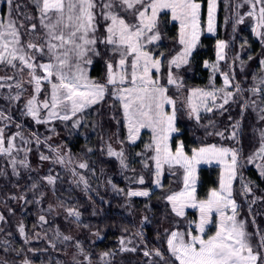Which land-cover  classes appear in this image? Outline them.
<instances>
[{"label":"snow or ice","instance_id":"6c2138e0","mask_svg":"<svg viewBox=\"0 0 264 264\" xmlns=\"http://www.w3.org/2000/svg\"><path fill=\"white\" fill-rule=\"evenodd\" d=\"M6 5V17L0 16V66L11 69L12 74L0 76V89L8 90L3 98L9 105L22 99L27 91V84L31 86L32 93L21 110L25 116L36 124L60 120L73 121V127H79L81 120L77 118L78 114L100 104L106 94H110L122 109L127 141L134 143L139 138L141 129H150L152 132L151 142L145 147L154 152L151 157L155 164L154 185L162 187L161 176L165 165L174 176V166L183 170V187L180 191L166 195L164 199L170 204L176 217L186 218V209L194 208L199 212L198 220L188 221L185 230L178 227L164 230L169 258L159 248L146 249L143 255L158 257L164 264H264V233L257 231L259 241L254 246L251 242L253 234L247 231L245 221L238 219L239 205L233 196V181L238 176L242 181V191L245 194L252 192L250 184L243 182V176L239 173L241 149L238 146L207 144L193 148L189 155L185 152L182 141L178 142L175 151L169 144L172 134L179 133L180 129L177 127L176 100L168 94V86L174 85L177 90L184 87L182 78L175 75V70L190 65L199 45L202 34L200 0H27V3L6 0ZM245 5L248 11L241 14L239 9ZM30 7L34 8V13L29 11ZM235 9L233 30L235 31V25L244 24L247 17L253 22L252 33L264 44V0H239ZM216 10L217 0H207L208 33L216 32ZM169 13L171 21L179 25L177 43L181 46L170 58L163 51L157 54L150 47H158V42L164 39L160 17ZM246 44L247 41L241 48ZM101 46L111 56L105 61L104 83L90 78L86 71V66L93 63L92 57L103 55ZM227 46L228 42L217 40L216 62H204L205 67L212 68L213 76L219 72V61L226 59ZM248 59L251 60L252 57L249 56ZM240 63L243 68L244 61ZM260 65L264 69V59L260 60ZM165 66L166 83H161V70ZM220 75L223 77V86L220 88L213 86L211 90H188L186 109L189 118L199 122L201 111L212 113L219 110L223 113L227 111L226 106L237 102L236 98L239 96L241 117L251 108L257 113L258 119L264 122V75L254 76L257 83L248 89L235 81L234 73L220 72ZM244 92H250L257 99L245 98ZM41 94L44 95L43 99H40ZM166 106H171V111ZM229 120L232 121V118L229 117ZM0 121L4 122L0 126V155L8 159L12 175L18 177L19 168H30L28 154L31 151V140L26 139L22 131L6 134L10 124H14L17 129L22 127L14 122L10 111L6 114L5 110L0 109ZM209 125L214 127V122L210 120ZM229 127L230 132L217 131L214 134L239 145L241 120L230 123ZM259 132V147L248 156L247 163L252 164L259 159L261 162L256 167L264 177V128ZM211 134L213 133H209ZM32 136L37 145L42 143L38 134L32 133ZM17 138L24 147L17 145ZM106 149L108 156L116 157L122 168H128L122 149L116 151L110 143L106 145ZM54 151L57 153L54 163L65 164V155L60 154L58 149ZM21 152L23 158H18ZM39 158L41 161L50 160L44 154H40ZM213 162L221 168L219 187L211 189L207 199H198L197 168L201 164ZM144 166L148 167L147 162ZM87 167L86 163L79 164L81 169ZM73 171L75 174V170ZM0 175H6L3 169H0ZM43 179L47 184L54 185L58 177L49 174ZM79 182H83L85 188L88 187L83 176H80ZM137 182L144 184V177L140 176ZM112 187L118 192L124 191L116 189L115 184ZM37 189L38 184L33 182L28 190L34 192ZM43 195L41 193L40 198L35 200H28L25 194L12 196L11 199L24 201L26 204H39ZM126 195L149 197L150 191L129 189ZM51 210L52 206L49 205V211ZM66 212L77 221L81 215L75 208H67ZM147 219L144 218L145 221ZM0 221L6 222L2 213ZM38 223L43 226L49 221L45 215H40ZM212 224L215 232L209 235L206 229ZM0 231L3 229L0 228ZM18 232L27 244L29 238L22 222L18 225ZM95 235L99 237V232ZM136 235L142 237L143 233L137 232ZM37 236L39 238V234ZM55 240L69 241L72 237L62 235L57 229L54 239L50 241L53 248L56 247ZM119 243L121 252L137 250L135 247L128 248L126 245L131 241L124 237L120 238ZM4 244L7 245L8 241H4ZM76 247L83 252L78 241ZM17 251L19 254L23 249ZM112 255L111 251L103 252L102 264H111L108 258ZM73 259L74 264H82L75 257ZM85 259L91 264L88 256ZM0 264H7V261H0ZM22 264H32V261L25 258Z\"/></svg>","mask_w":264,"mask_h":264},{"label":"trees","instance_id":"16d2710c","mask_svg":"<svg viewBox=\"0 0 264 264\" xmlns=\"http://www.w3.org/2000/svg\"><path fill=\"white\" fill-rule=\"evenodd\" d=\"M206 1L200 0L203 7ZM224 1L225 6L223 0H218L220 11L216 34L208 35L202 31L190 65L175 70V75L182 78L184 87L177 90L174 85L168 86V94L176 100L177 127L180 129L179 134L173 137L172 144L182 141L188 154H191L193 148L207 144L238 146L241 149L239 173L243 176V182L250 184L252 192L245 194L242 191V181L238 176L233 181V196L239 205L238 219L245 221L247 231L253 234L251 242L255 246L259 241L257 231L264 233V177L256 172L252 164L247 163V158L259 147V130L264 128V122L258 119L257 113L251 108L241 117L239 96L236 98L237 102L226 106L227 111L223 113L219 110L201 113L199 122L189 118L182 101V96H186L189 89L222 87L220 72L234 73L235 81H239L245 89L257 83L253 79L254 76L263 75L260 60L264 59V44H261L259 38L251 33L252 21L246 17L245 23L235 25L234 31L235 5L239 0ZM20 2L27 3V0ZM6 7V0H0L1 13L5 12ZM246 9L247 5L241 7L239 11L243 13ZM29 11L34 13V8L30 7ZM222 15L225 16L223 20ZM160 20L164 39L158 42V47H150L157 54L163 51L170 58L181 47L177 43L178 26L170 21L168 14H162ZM217 40L228 42V46L225 49L226 59L219 61V72L213 76V70L205 67L204 62L214 63ZM245 41L247 44L241 48ZM100 50L103 55L92 57L93 63L86 67L89 68L88 72L92 79L104 83L105 61L111 56L103 46ZM249 56L252 57L251 60L248 59ZM240 61H244L243 68ZM11 74V69L0 66V76ZM166 78L165 66L161 70V83H166ZM24 79H27L26 73ZM25 88L27 91L22 99L12 105L3 98L8 90L0 89V109L5 110L6 114L10 111L14 122L22 125L17 129L14 124H10L6 134L22 131L25 138L31 140L29 145L31 151L28 154L30 168H19L18 177L12 175L8 159L0 155V169L6 173L0 175V213L6 220V222L0 221V228L3 229L0 231V261H7V264H22V261L28 258L32 264H57V262L74 264L75 257V260L81 261L82 264H89V260L85 259V256H88L91 264H102L101 254L111 251L113 255L108 258L111 264H164L158 257H145L143 252L146 249L159 248L164 252L165 257L169 258L164 230L176 227L185 230L190 217L194 216V212L188 211L186 218L176 217L169 203L164 199L166 195L182 188L183 170L179 166H174L172 169L176 173L174 176L165 165L161 177L162 187H153L154 169L151 160L153 151L144 147V140L149 139V134L143 130L136 142L127 141L122 109L119 102L110 94H106L100 104L93 105L78 114L77 118L81 120V125L73 127V121L55 120L48 124H36L30 117L25 116L21 110L32 93L31 86L25 84ZM109 88L111 89V86ZM243 96L257 99L250 92H244ZM43 98L44 95L41 94L40 99ZM210 120L214 122V127L209 125ZM236 120H241L239 145L214 134L217 131L230 132L229 125ZM3 124L4 122L0 121V126ZM32 133L39 135L42 142L40 145L36 144ZM209 133L213 134L209 135ZM16 143L21 148L24 147L19 138ZM108 143L115 147L114 150L124 151L128 168H122L116 157L108 156L106 149ZM55 149L65 155V164L54 163L57 155ZM40 154L49 156L50 160L41 161ZM18 158H23V152ZM145 162L148 167L144 166ZM80 163H86L88 167L81 169ZM49 174L58 177L54 185L47 184L43 179ZM80 176L87 180V188L83 182H79ZM140 176L144 177V184L137 182ZM219 177L220 171L217 166L200 167L197 171V198L206 199L211 189L218 188ZM33 182L38 184V189L34 192L28 190ZM113 184L116 185V189L124 191L118 192L113 189ZM129 189H147L150 191V196L128 197L126 193ZM41 193L44 195L39 204H26L24 201L11 199L12 196L19 197L25 194L28 200H35L40 198ZM253 200L255 203H252ZM61 204L64 206L61 207ZM49 205L52 206L51 211ZM67 208H75L81 213L78 221L75 217L67 215ZM9 209L12 211L10 212ZM40 215H45L49 223L41 226L38 223ZM145 217L148 218L146 221ZM21 222L29 238L27 244L18 232V225ZM57 229L62 235L71 236L72 240H55L56 247L53 248L50 241L54 239ZM97 232L99 237L95 235ZM137 232H142L143 236H137ZM121 237L131 241L126 245L128 248L135 247L137 250L121 252L119 250ZM4 241H8V244L5 245ZM77 241L82 246L83 252L77 249ZM20 249L23 251L18 254L17 250ZM29 249L40 251L33 252Z\"/></svg>","mask_w":264,"mask_h":264},{"label":"rangeland","instance_id":"374dc122","mask_svg":"<svg viewBox=\"0 0 264 264\" xmlns=\"http://www.w3.org/2000/svg\"><path fill=\"white\" fill-rule=\"evenodd\" d=\"M223 3H224V6H225V1H224V0H223ZM201 4H202V3H201ZM224 9H225V7H224ZM219 11H220V9H219V4H218V0H217V10H216V32H217V24H218V14H219ZM247 11H248V7H247V9H246L243 13H245V12H247ZM243 13H241V14H243ZM6 15H7V7H6V10H5L4 13H1V12H0V16H5V17H6ZM168 15H169V19H170V21H171L170 13H169ZM224 15H225V14H224ZM224 18H225V16L222 15V20H223ZM206 21H207V1H206L205 6H204V7L202 6V8H201V28H202V31H204L206 34H208V35H215L216 32H215V33H208V32H207V30H206ZM171 22H174V21H171ZM174 23H176L177 26L179 27V25H178L177 22H174ZM220 25H221V24H220ZM252 25H253V22H251V28H252ZM250 30H251V29H250ZM251 33H252V31H251ZM252 34H253V33H252ZM216 60H217V57H215V61H214V62H216ZM210 68H211V67H210ZM261 68H262V67H261ZM211 69H212V68H211ZM88 70H89V68L86 67L87 74H88V76L90 77ZM262 71H263V75H264V69H262ZM90 78H91V77H90ZM222 83H223V77H222ZM207 90H211V89H207ZM187 95H188V94H187ZM187 95H186V96H182V101L184 102V106H185V107H186V97H187ZM166 109H167L168 111H171V106H166ZM201 113H203V111H201ZM124 122H125V121H124ZM125 124H126V123H125ZM143 130L147 131L148 134H149V136H148L149 139L146 138V139L144 140V147H145V145H147V144H149V143L151 142L152 132H151L150 129H141V132H142ZM141 132H140V135H141ZM126 134H127V127H126ZM177 134H179V133H173V134H172V138H171L170 141H169L170 147L172 148L173 151H175V148H176L178 142H181V141H176L175 145L172 144V139H173V137L176 136ZM139 137H140V136H139ZM138 139H139V138H138ZM138 139H137V140H138ZM137 140H136V141H137ZM136 141H135V142H136ZM111 146H112V145H111ZM112 148L115 149L114 146H112ZM153 155H154V152H153ZM189 155H190V154H189ZM260 162H261V161H260L259 159H257L254 163H252L254 169L256 170V172H257L259 175H260V172H259V169L256 167V164H257V163H260ZM206 166H217V167L219 168V171L221 172V168H220V166H219L218 164H216L215 162H213L212 164H201V165L198 166L197 171H198V169H199L200 167H206ZM153 169H155L154 161H153ZM161 177H162V176H161ZM153 187H154V188H157V186L154 185V183H153ZM182 187H183V186H182ZM218 187H219V186H218ZM137 190H139V189H137ZM180 190H181V189H179L178 191H180ZM209 192H210V191H209ZM208 194H209V193H208ZM207 197H208V195H207ZM207 197H206V199H207ZM169 205H170V204H169ZM170 207H171V206H170ZM188 211L194 212V216L192 215V216L190 217L189 221H195V220H198L199 212H198L197 209H194V208H188V209H186V213H187ZM213 220H214V221L216 220V216H215V215L213 216ZM192 227L194 228V225H192ZM206 231L208 232L209 235L214 234V232H215V226H214V224L209 225V226L207 227Z\"/></svg>","mask_w":264,"mask_h":264}]
</instances>
